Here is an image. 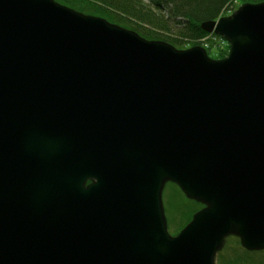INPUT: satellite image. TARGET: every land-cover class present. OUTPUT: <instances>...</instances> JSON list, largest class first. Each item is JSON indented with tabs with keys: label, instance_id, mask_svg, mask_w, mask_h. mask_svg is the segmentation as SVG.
<instances>
[{
	"label": "water",
	"instance_id": "water-1",
	"mask_svg": "<svg viewBox=\"0 0 264 264\" xmlns=\"http://www.w3.org/2000/svg\"><path fill=\"white\" fill-rule=\"evenodd\" d=\"M221 60L54 0H0V264H215L264 249V2ZM166 182L203 205L175 235Z\"/></svg>",
	"mask_w": 264,
	"mask_h": 264
},
{
	"label": "trees",
	"instance_id": "trees-1",
	"mask_svg": "<svg viewBox=\"0 0 264 264\" xmlns=\"http://www.w3.org/2000/svg\"><path fill=\"white\" fill-rule=\"evenodd\" d=\"M86 15L101 17L119 27L136 32L149 41H162L177 50L202 46L206 50L222 37L208 33L201 24L217 20L235 11L241 3H260L264 0H54ZM227 46L226 41H223ZM207 45V47L205 46ZM219 47V46H218ZM228 48V46L226 47ZM221 48V54L227 53ZM172 199L181 197L183 205L176 216L168 207ZM167 229L177 234L203 205L184 196L177 185L167 182L162 191ZM170 210V211H169ZM172 219V221L170 220ZM249 253V254H248ZM247 261V262H246ZM215 264H264V252L248 251L235 236H229L215 255Z\"/></svg>",
	"mask_w": 264,
	"mask_h": 264
},
{
	"label": "rangeland",
	"instance_id": "rangeland-1",
	"mask_svg": "<svg viewBox=\"0 0 264 264\" xmlns=\"http://www.w3.org/2000/svg\"><path fill=\"white\" fill-rule=\"evenodd\" d=\"M144 1H148V0H144ZM264 2V1H263ZM246 3H248V2H246ZM243 3H241V4H239V6H241ZM252 4H255V3H252ZM238 6V7H239ZM237 7V8H238ZM237 8L235 9V10H237ZM231 14V13H230ZM230 14H228V15H230ZM223 39V38H222ZM223 41H226L225 39H223ZM222 40H215V44L216 45H214L213 44V46L210 48V50L208 49V50H206L204 47H202V46H200V47H202L204 50H205V52H206V55H207V57L208 58H210V59H212V60H221L222 58H224V57H226L227 56V54H228V51H229V47L228 48H226L227 46H228V43H227V41H226V43H227V46L225 45V43L223 42ZM205 46V45H204ZM219 46V47H218ZM193 47H196V46H193ZM205 47H207V45L205 46ZM191 48V47H190ZM221 48H226V49H224V50H226V52L227 53H225V54H221V52H220V50H221ZM188 49V48H187ZM173 197H172V191H171V189H170V195H169V197H168V201H169V203H168V207H169V209H171V212H170V216L172 217V216H176V213H177V209L180 207V204H182L183 205V202H182V199H181V197H179V195H178V197H176V198H174V199H172ZM170 211V210H169ZM165 214H166V217H167V212H165ZM170 220L172 221V219L170 218Z\"/></svg>",
	"mask_w": 264,
	"mask_h": 264
},
{
	"label": "flooded vegetation",
	"instance_id": "flooded-vegetation-1",
	"mask_svg": "<svg viewBox=\"0 0 264 264\" xmlns=\"http://www.w3.org/2000/svg\"><path fill=\"white\" fill-rule=\"evenodd\" d=\"M166 183H167V182H166ZM166 183L164 184V187H163L162 191L164 190ZM244 249H246V248H244ZM246 250H248V249H246ZM248 251H250V250H248ZM252 251L264 252V249H262V250H252ZM248 254H249V253H248ZM246 262H247V261H246Z\"/></svg>",
	"mask_w": 264,
	"mask_h": 264
}]
</instances>
